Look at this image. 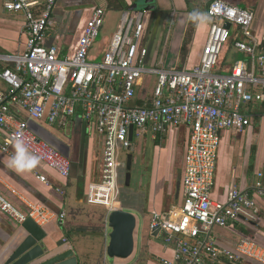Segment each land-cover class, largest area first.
I'll return each mask as SVG.
<instances>
[{
	"label": "built area",
	"instance_id": "1",
	"mask_svg": "<svg viewBox=\"0 0 264 264\" xmlns=\"http://www.w3.org/2000/svg\"><path fill=\"white\" fill-rule=\"evenodd\" d=\"M57 1H5L6 11L26 18L28 37L22 54L0 53V80L8 87L0 91V129L6 134L0 141V155L14 158L11 148L19 145L68 179L70 160L39 138L29 122L46 120L63 128L81 113L94 123L102 141L100 172L89 184L87 200L110 213L117 209L114 205L120 196V148L133 147L130 128L136 138L149 132L156 140L172 128L188 127L184 200L171 211L154 215L151 223L152 232L157 231L173 250V259H163L161 264H264V249L252 240L243 237L234 248H221L213 235L241 217L258 221L259 209L249 192L232 187L226 202L212 199L221 134L243 133L251 124L249 108L264 103V52L252 31L254 12L223 0L212 1L207 9L212 24L199 64L187 70L165 67L163 56L146 61L150 41L145 37L146 12L127 11L102 58L96 60L91 51L107 14L96 7L75 45L64 53L47 37ZM228 23L231 29L226 28ZM233 28L239 35L234 47L246 60L223 75L216 69ZM145 82L148 92L141 91ZM12 107L27 119L17 117ZM28 168L49 184L45 174ZM254 191L264 199L262 180L255 183ZM0 211L17 224L30 218L40 227L54 220L62 224L65 218L64 212L55 214L42 204H27L23 212L1 194Z\"/></svg>",
	"mask_w": 264,
	"mask_h": 264
},
{
	"label": "crops",
	"instance_id": "2",
	"mask_svg": "<svg viewBox=\"0 0 264 264\" xmlns=\"http://www.w3.org/2000/svg\"><path fill=\"white\" fill-rule=\"evenodd\" d=\"M5 1L0 0V53L22 54L28 37L26 18L23 14L6 11ZM212 1L214 0H155L157 11L163 13L157 34V38L160 37L158 46L161 50L156 51L155 59L159 60V55L162 54L165 67L174 69L182 66V50L189 26L192 25L193 38L188 45V54L182 69L190 70L199 64L212 24V19L207 14ZM223 1L254 12L252 31L259 41L260 50L264 52V0ZM125 2L129 6L127 11H130L136 0ZM96 7L107 11L105 24L91 51V58L100 60L127 12L109 9L108 0H58L52 16V26L47 34L49 44L58 45L64 53H68ZM158 12L146 16L145 37L151 20L155 23ZM172 14L175 16L172 17ZM153 26L154 24L151 33ZM231 32L232 39L224 48L216 69L223 75L230 74L235 63L246 60L245 55L234 47V40L239 37L238 30L233 28ZM162 37H165L164 44L161 42ZM147 85L145 82L141 91L148 92L150 88L148 89ZM6 89L8 87L0 80V91ZM12 111L20 119H27L26 114L16 107H12ZM248 114L251 116V124L243 133L225 131L221 134L212 199L226 202L232 187L249 192L259 209L258 221L253 222L247 217H241L230 223L227 228L216 229L213 235L221 248H234L237 242L245 237L264 249V199L254 191L257 181L262 180L264 184V103L251 106ZM29 123L37 136L70 160L71 175L64 179L37 159L35 165L29 166L48 177L49 184H45L39 181L28 167L20 170L14 165L13 157L3 154L0 155V194L23 212L27 210V204H42L55 214L65 213L62 224L54 220L42 227L46 233L43 243L49 251L72 249L78 258V264H161L163 259H173L172 248L164 244L160 235H152L151 223L154 215H163L181 205L184 200L182 184L177 196L173 174L179 154L183 172L184 156L190 136L188 127L172 128L165 136L156 140L149 132H145L141 138L135 137L134 152L137 155L144 153V150L152 153L146 159L148 163H143L147 166H142L149 174L145 183L149 190L148 216L145 217L147 222L141 224L139 221L135 232L136 246L133 256L110 262L107 256L109 211L106 207L89 204L87 200L89 184L97 179L101 168L102 141L94 123L84 120L81 113L69 119L68 125L63 128L51 126L46 120ZM5 137L4 129H0V141ZM20 148L22 147L14 145L11 149L17 155ZM24 151L28 156H33ZM94 225L99 226V231H86L81 228ZM16 226L17 223L13 219L0 211V249L12 237ZM220 264L228 263L223 261Z\"/></svg>",
	"mask_w": 264,
	"mask_h": 264
},
{
	"label": "water",
	"instance_id": "3",
	"mask_svg": "<svg viewBox=\"0 0 264 264\" xmlns=\"http://www.w3.org/2000/svg\"><path fill=\"white\" fill-rule=\"evenodd\" d=\"M130 9V11L146 12L148 15L158 12L155 0H136ZM162 17L163 13L158 12L149 41L147 62L155 49ZM226 28L231 29V24L228 23ZM133 134L134 128L131 127L130 141H133ZM130 151L125 179L127 187L131 185L135 147H132ZM181 184L182 172L176 181L177 196ZM138 225V218L127 211L115 209L109 213L107 226L108 229H111V233L109 234L107 256L110 259L125 260L133 256L136 246L135 232ZM152 233L154 236L158 234L157 231ZM45 238V231L32 219L28 218L24 223L17 224L12 237L0 249V264H78V258L72 249L58 252L49 251L46 244L43 243Z\"/></svg>",
	"mask_w": 264,
	"mask_h": 264
},
{
	"label": "rangeland",
	"instance_id": "4",
	"mask_svg": "<svg viewBox=\"0 0 264 264\" xmlns=\"http://www.w3.org/2000/svg\"><path fill=\"white\" fill-rule=\"evenodd\" d=\"M189 29H193V26L190 25ZM61 38H65V37H61ZM104 38H108V37H104ZM100 39L102 38L100 37ZM159 40H160V37L157 38L156 46L152 53L151 60L155 58L156 51L161 50L160 46H158ZM164 41H165V37H162L161 42L163 44H164ZM160 56L162 57V54L159 55V57ZM228 60H229V57H228ZM132 143H133V146L135 147V137ZM130 152H131L130 150H124L123 147L120 148V152H119L120 168H119V179H118L120 196L118 198V203L115 204V207L117 209H121L131 214H134L138 218V221H140L141 224L142 223L145 224L147 222V219L145 220V217L148 216L147 207H148V199H149V190L146 188L145 183L147 182V179L149 178V174L147 173V171H145L142 168V166H147V164H143V163H146V162L148 163V160L146 159H148V157L152 153L150 151L144 150V153L141 154L144 158L143 159L141 158L142 157L141 155H137L134 152V159H133V166H132V183L129 187H127L125 179H126V172H127V159H128V155L130 154ZM180 155L181 154H179L178 161L176 163L177 165L175 167L174 174H173L174 186L176 185V181H177V178L180 172H182V163L180 160ZM139 158H141V160H139ZM166 189L167 188H165V190ZM81 228L86 231H94V232L99 231V226H95V225L94 226H83ZM146 230H147V227H146ZM108 231H109L108 233L110 234L111 229H108ZM109 260L110 262H112L114 259L109 258Z\"/></svg>",
	"mask_w": 264,
	"mask_h": 264
},
{
	"label": "trees",
	"instance_id": "5",
	"mask_svg": "<svg viewBox=\"0 0 264 264\" xmlns=\"http://www.w3.org/2000/svg\"><path fill=\"white\" fill-rule=\"evenodd\" d=\"M108 8L111 10H116V11H127L129 9V6L125 2V0H108ZM153 24H154V20H151L150 27L146 35L147 39H150L151 28ZM192 38H193V29H189L187 33V37H186V42L182 50L183 51L182 52V62H183L182 66L185 64L186 57L188 54V45L191 42ZM182 66H179L178 69H182ZM138 104L142 105V102H138Z\"/></svg>",
	"mask_w": 264,
	"mask_h": 264
},
{
	"label": "clouds",
	"instance_id": "6",
	"mask_svg": "<svg viewBox=\"0 0 264 264\" xmlns=\"http://www.w3.org/2000/svg\"><path fill=\"white\" fill-rule=\"evenodd\" d=\"M13 163L20 170H23L29 165H35L37 163V158L34 156H28L25 151L20 148L17 151V155L13 158Z\"/></svg>",
	"mask_w": 264,
	"mask_h": 264
},
{
	"label": "flooded vegetation",
	"instance_id": "7",
	"mask_svg": "<svg viewBox=\"0 0 264 264\" xmlns=\"http://www.w3.org/2000/svg\"><path fill=\"white\" fill-rule=\"evenodd\" d=\"M127 173V172H126ZM131 183H132V180H131Z\"/></svg>",
	"mask_w": 264,
	"mask_h": 264
}]
</instances>
